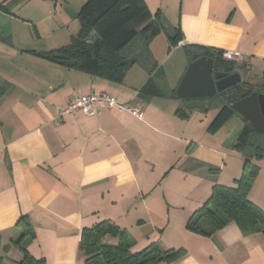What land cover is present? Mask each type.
<instances>
[{
  "label": "crops",
  "instance_id": "crops-1",
  "mask_svg": "<svg viewBox=\"0 0 264 264\" xmlns=\"http://www.w3.org/2000/svg\"><path fill=\"white\" fill-rule=\"evenodd\" d=\"M83 2L26 0L32 31L0 34L1 264L22 258L11 239L19 235L15 224L23 214L34 237L21 245L48 264H83L81 231L102 220L125 229L132 250L151 242L163 250L185 248L178 259L156 264H264L261 232L244 235L231 222L209 237L185 227L213 185L233 184L239 175L238 158L231 173L224 171L229 155H240L234 146L242 120L222 134L233 114L217 125L212 121L219 108L209 113L206 101V110L186 108L188 100L175 94L185 70L174 85L164 83L163 64L152 74L132 70L135 80L131 66L114 82L34 53L69 42ZM144 2L177 34L176 46L164 34L172 53L184 45L203 47L231 52L246 70L264 66V0ZM102 92L138 107L140 116L106 108L96 116L76 112L56 121L76 95ZM261 161L248 195L264 211Z\"/></svg>",
  "mask_w": 264,
  "mask_h": 264
},
{
  "label": "trees",
  "instance_id": "trees-1",
  "mask_svg": "<svg viewBox=\"0 0 264 264\" xmlns=\"http://www.w3.org/2000/svg\"><path fill=\"white\" fill-rule=\"evenodd\" d=\"M76 18L79 29L71 35L67 44L34 53L46 60L114 82H121L126 71L135 63L146 64L149 45L164 26L161 13L157 10L149 14L144 0H84ZM144 18L149 19L139 25ZM167 35L170 45L176 46L177 34ZM184 51L188 62L205 55L213 58L214 70L227 74L246 71L244 64L226 59L221 50L184 45ZM253 89L264 94V66L259 83L244 80L213 97L202 98L206 101L216 97L221 101L212 123L218 125L227 121L234 113L231 102L246 96ZM203 109L206 110V106ZM234 149L255 160L264 158V133L257 134L250 123L243 122ZM258 170L257 163L244 158L241 174L233 180V185H213L206 201L189 216L186 229L210 237L233 222L244 235L264 234V211L248 197V189ZM15 227L19 235L11 240L22 252V258L14 264H48L44 258L30 255L21 245L23 240L34 237L30 218L21 215ZM131 247L127 231L110 220L99 221L81 231L80 249L85 255L83 264H156L172 262L185 254L183 247L163 250L156 242L140 250H132Z\"/></svg>",
  "mask_w": 264,
  "mask_h": 264
},
{
  "label": "rangeland",
  "instance_id": "rangeland-1",
  "mask_svg": "<svg viewBox=\"0 0 264 264\" xmlns=\"http://www.w3.org/2000/svg\"><path fill=\"white\" fill-rule=\"evenodd\" d=\"M26 3V0H0V34H8L9 31L12 29L14 31L13 34L15 35H21V34H29L30 31H32V27H28L25 19L30 15L28 13L29 9H26L24 6ZM157 11V10H156ZM155 11V12H156ZM147 12L150 14L149 9L147 8ZM154 12V13H155ZM11 18V19H10ZM149 18H144L140 21L139 25H143L148 21ZM15 20V21H14ZM163 29L154 37L153 42L149 45V54H145V65L135 63L132 65L129 72V77L134 76L136 69H143L148 74H152L155 68L159 65L164 66V68L167 71V78L164 80V83L166 84L169 82L171 85L175 84V81L177 77L180 75L182 71L185 70L188 62L187 57L184 54L183 50H178L175 53H172L174 51V48L169 45V43L166 41L164 34H172L173 27L171 24L168 23V21L164 18L163 19ZM30 28V29H29ZM262 69L263 67L260 65H254L252 68L247 69L246 71L241 72V78L243 80L250 81L252 84L259 83L260 78L262 76ZM134 74V75H132ZM207 106L209 107V113H211L214 109L221 107V101L218 98H212L211 100H206ZM194 110H197L194 108ZM238 120L241 122V117L234 112L232 117L228 120V125L224 127V129L221 131L222 134L228 133L233 126L235 125V120ZM236 155L235 153H232V155H229L227 158V169L224 171V176L231 173V164L234 162L235 158H238V162L240 163V172L237 178L241 174V169L243 165L244 158L250 159L254 163H258L260 160H255L251 156L248 155ZM260 164L264 165V161H261ZM262 178L259 179V182L257 183V190L262 187ZM230 185H233L232 183ZM257 191V193H258ZM249 197V195H248ZM253 198V197H252ZM250 199V198H249Z\"/></svg>",
  "mask_w": 264,
  "mask_h": 264
},
{
  "label": "water",
  "instance_id": "water-1",
  "mask_svg": "<svg viewBox=\"0 0 264 264\" xmlns=\"http://www.w3.org/2000/svg\"><path fill=\"white\" fill-rule=\"evenodd\" d=\"M242 80L239 72L225 73L213 69V58L202 55L188 62L175 88L179 98L188 99L186 108H201L202 98L213 97L216 93L232 87ZM231 108L242 122H248L257 134L264 133V94L256 91L231 102Z\"/></svg>",
  "mask_w": 264,
  "mask_h": 264
},
{
  "label": "built area",
  "instance_id": "built-area-1",
  "mask_svg": "<svg viewBox=\"0 0 264 264\" xmlns=\"http://www.w3.org/2000/svg\"><path fill=\"white\" fill-rule=\"evenodd\" d=\"M224 57L228 60L236 59L231 52H224ZM106 108H115L119 112L127 110L136 116H140L141 114L138 107L131 106L126 102L118 101L111 95L102 92L99 94L91 93L76 95L59 111L56 121H61L66 116L76 112H82L87 116H96Z\"/></svg>",
  "mask_w": 264,
  "mask_h": 264
},
{
  "label": "flooded vegetation",
  "instance_id": "flooded-vegetation-1",
  "mask_svg": "<svg viewBox=\"0 0 264 264\" xmlns=\"http://www.w3.org/2000/svg\"><path fill=\"white\" fill-rule=\"evenodd\" d=\"M238 72H239L240 75H241V72H242V71L239 70ZM243 81H244V80L242 79L241 82H243ZM253 91H256V92L260 93V91H258V90H256V89H253L251 92H253ZM251 92H250V93H251ZM250 93H249V94H250ZM247 95H248V94H247Z\"/></svg>",
  "mask_w": 264,
  "mask_h": 264
}]
</instances>
